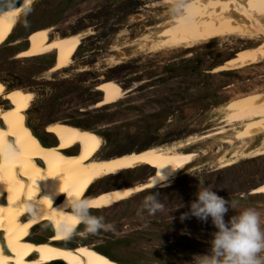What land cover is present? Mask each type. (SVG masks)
<instances>
[{
	"label": "rangeland",
	"instance_id": "374dc122",
	"mask_svg": "<svg viewBox=\"0 0 264 264\" xmlns=\"http://www.w3.org/2000/svg\"><path fill=\"white\" fill-rule=\"evenodd\" d=\"M194 3L195 0H38L0 47V73L35 89L36 117L46 121L61 116L92 127L101 134V154L106 157L165 148L225 131L224 135L204 138L192 147L199 157L169 186L142 191L103 210H90L104 216L112 228L87 234L80 225L76 230L80 234L73 236L75 245H93L123 263L192 264L195 255L208 250L215 231L210 219H180L195 199L199 180L226 200L238 201L239 208L256 207L264 220V193H254L264 186V155H246L259 141L251 145L247 140H235L237 126L225 121L231 114L232 102L264 91V60L229 74L211 71L257 43L242 34L199 41L188 49L161 46L162 38L157 35ZM25 20L27 26L22 22ZM39 28H50L51 37L87 33L69 68L50 74L54 54L17 58L28 45L27 36ZM105 79L133 90L117 103L94 107L106 96V92L95 90ZM52 121L55 120L46 123ZM226 138L234 144L224 143ZM234 148L238 153L234 165L222 169L220 159L231 160ZM153 169L144 165L122 172L93 185L90 192L143 183ZM155 191L160 193L165 209L148 215L141 210L142 201ZM233 214L234 210L229 209L225 220ZM35 230L40 228L30 233Z\"/></svg>",
	"mask_w": 264,
	"mask_h": 264
},
{
	"label": "bare ground",
	"instance_id": "6f19581e",
	"mask_svg": "<svg viewBox=\"0 0 264 264\" xmlns=\"http://www.w3.org/2000/svg\"><path fill=\"white\" fill-rule=\"evenodd\" d=\"M185 11L157 35L162 38L161 46L190 47L199 41L242 34L257 43L245 47L218 70L248 68L264 60V0H195ZM23 15L22 5L0 16V47L8 42ZM83 36L76 33L51 38L50 28H39L27 36L28 45L17 58L57 55L49 69L50 74H55L72 65ZM96 90L106 92L105 98L94 106L97 108L117 103L129 92L114 80H103ZM35 98L34 88L0 73V149H3L0 151V264H49L59 260L67 264H131L111 259L93 245L76 246L73 237L64 241L56 235L49 222L57 217L56 209L65 201L64 191L79 192L82 197L90 198V210L112 207L142 191L169 186L180 171L199 157L196 151H191L192 147L204 138L225 134L220 131L165 148L151 147L106 157L101 154L104 145L101 134L72 118L55 116L39 120ZM230 107L231 114L225 121L237 126L235 140H247L251 145L259 141L246 155L252 154L254 158L264 155V91L241 97ZM51 120L55 121L46 123ZM222 141L228 145L235 142L227 138ZM7 144L14 145L18 151L10 155L4 150ZM236 157L234 148L231 160L220 159V167H232ZM144 165L154 168L145 182L90 192L100 181ZM158 171L165 179L158 180L154 187ZM254 193H264V186ZM29 206L33 209L31 213L26 211ZM80 225H74L75 229ZM36 227L40 230L30 233Z\"/></svg>",
	"mask_w": 264,
	"mask_h": 264
},
{
	"label": "clouds",
	"instance_id": "9594fccd",
	"mask_svg": "<svg viewBox=\"0 0 264 264\" xmlns=\"http://www.w3.org/2000/svg\"><path fill=\"white\" fill-rule=\"evenodd\" d=\"M19 5L20 0H0V16L17 10ZM23 12L25 16L31 12V0H23ZM23 23L27 26L26 20ZM4 150L10 155L18 151L12 144L5 145ZM156 176L158 179L153 180L154 187L158 180L165 179L159 171ZM64 193L66 198L56 209L57 217L49 222L59 238L70 241L74 235H79L74 227L76 224L83 225L82 231L87 234H96L112 228L104 216L95 215L90 211V198L71 191ZM164 209L165 205L159 192H150L144 196L141 210L146 211L148 215H154ZM229 209L234 210V214L225 220ZM26 211L31 213L33 209L29 206ZM64 213L68 215H63ZM190 217H196L202 222L210 219L215 228L208 242V250L195 255L192 264H264V220L256 207L239 208L238 201L226 200L212 187L199 180L195 199L190 201L188 211L181 213L180 219L183 221Z\"/></svg>",
	"mask_w": 264,
	"mask_h": 264
},
{
	"label": "flooded vegetation",
	"instance_id": "af4514ba",
	"mask_svg": "<svg viewBox=\"0 0 264 264\" xmlns=\"http://www.w3.org/2000/svg\"><path fill=\"white\" fill-rule=\"evenodd\" d=\"M38 0H34L33 2H32V4H31V9L34 7V5L36 4V2H37ZM84 36H83V39H82V41H81V45H82V43H83V41L88 37L87 36V33L86 32H83L82 33ZM55 37V36H54ZM52 38V37H51ZM81 47V46H80ZM79 47V48H80ZM190 47H193V46H190ZM185 48H189V47H185ZM79 50V49H78ZM237 53H235L234 55H232L231 57H229L228 59H226L222 64H219V65H217L216 67H214L213 69H211V71H213V72H217V73H227V74H229V73H232V72H234L235 70H218V68L220 67V66H223V64L225 63V62H230L232 59H233V57L236 55ZM53 56V63H54V59H55V56L54 55H52ZM232 58V59H231ZM226 64V63H225ZM224 64V65H225ZM53 65V64H52ZM105 80H110V79H105ZM103 81V80H102ZM101 81V82H102ZM101 82H99V83H101ZM98 83V84H99ZM97 84V85H98ZM97 85H96V87H97ZM96 87H95V90H96ZM123 88V87H122ZM124 89V88H123ZM125 91H127L126 89H124ZM129 90V92H131L133 89H128ZM97 91V90H96ZM128 92V93H129ZM100 93V92H99ZM127 93V94H128ZM101 98H102V96H101ZM101 100V99H100ZM77 246V245H76Z\"/></svg>",
	"mask_w": 264,
	"mask_h": 264
},
{
	"label": "trees",
	"instance_id": "16d2710c",
	"mask_svg": "<svg viewBox=\"0 0 264 264\" xmlns=\"http://www.w3.org/2000/svg\"><path fill=\"white\" fill-rule=\"evenodd\" d=\"M21 5H23V0H20V5L19 6H21ZM18 6V7H19ZM49 264H67L66 262H64L63 260L61 261V260H59V261H53V262H51V263H49Z\"/></svg>",
	"mask_w": 264,
	"mask_h": 264
},
{
	"label": "water",
	"instance_id": "95a60500",
	"mask_svg": "<svg viewBox=\"0 0 264 264\" xmlns=\"http://www.w3.org/2000/svg\"><path fill=\"white\" fill-rule=\"evenodd\" d=\"M22 6V5H21ZM21 6H19V7H21ZM19 7H17V8H19ZM23 14H24V12H23ZM105 254V253H104ZM107 255V254H106ZM108 256V255H107ZM109 257V256H108ZM109 258H111V257H109ZM112 259V258H111Z\"/></svg>",
	"mask_w": 264,
	"mask_h": 264
},
{
	"label": "snow or ice",
	"instance_id": "6c2138e0",
	"mask_svg": "<svg viewBox=\"0 0 264 264\" xmlns=\"http://www.w3.org/2000/svg\"><path fill=\"white\" fill-rule=\"evenodd\" d=\"M3 149H0V151H2ZM77 193H79V192H77Z\"/></svg>",
	"mask_w": 264,
	"mask_h": 264
}]
</instances>
